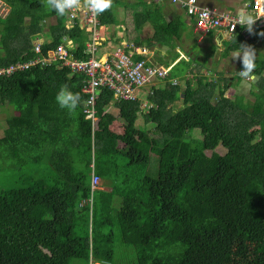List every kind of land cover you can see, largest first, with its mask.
I'll use <instances>...</instances> for the list:
<instances>
[{
	"label": "trees",
	"instance_id": "obj_1",
	"mask_svg": "<svg viewBox=\"0 0 264 264\" xmlns=\"http://www.w3.org/2000/svg\"><path fill=\"white\" fill-rule=\"evenodd\" d=\"M3 1L10 14L0 18V68L32 59L39 38L50 39L44 57L71 39L86 59L83 32L65 25L67 12L56 15L45 0ZM145 18L157 44L179 38L180 27L156 11ZM243 30L229 52L249 45ZM255 65L254 98L241 103L226 96L233 79L220 74L216 82L190 78L182 92L160 86L149 109L119 105L102 89L94 132L84 75L52 62L0 77V108L14 111L0 159L18 174L0 189V264H264V53ZM177 68L165 80L178 77ZM62 85L81 96L73 114L55 103ZM117 118L121 135L111 130ZM25 166L38 176H25Z\"/></svg>",
	"mask_w": 264,
	"mask_h": 264
},
{
	"label": "built area",
	"instance_id": "obj_2",
	"mask_svg": "<svg viewBox=\"0 0 264 264\" xmlns=\"http://www.w3.org/2000/svg\"><path fill=\"white\" fill-rule=\"evenodd\" d=\"M170 2L180 6L195 21L194 31L199 37L220 30L226 31L231 36L241 27L235 23V15L203 6L198 0H170ZM247 8L253 15L261 13L262 16L253 25L255 33L264 31V12H261L264 3L252 0ZM205 9L210 13L207 18L201 15ZM9 14L10 8L3 0H0V18L4 19ZM67 15L71 26L88 30L90 42L83 50L86 59L77 58L65 44L58 45L55 50L48 52L49 57H44L42 56L43 43H39L40 39H38L33 49L36 56L28 61H15L9 67L0 68V77L26 72L37 66H49L52 62L68 68L73 74L84 75L82 92L87 96L84 112L87 115L86 118L92 121L94 132L99 120L96 102L102 89H108L113 93L115 103L136 102L139 101L140 90L153 85L156 81L165 80L173 67L159 65L155 62L152 53L141 54L131 44L116 46L111 52L100 55L99 47L103 30L100 16L92 15L86 7L85 0H79V7L68 10ZM139 55L141 58L136 57ZM251 78L250 75L246 80L249 81ZM172 84L178 85V82L174 80ZM142 107L149 108L147 104ZM91 177L92 188H98L100 179L94 172Z\"/></svg>",
	"mask_w": 264,
	"mask_h": 264
},
{
	"label": "crops",
	"instance_id": "obj_3",
	"mask_svg": "<svg viewBox=\"0 0 264 264\" xmlns=\"http://www.w3.org/2000/svg\"><path fill=\"white\" fill-rule=\"evenodd\" d=\"M198 1L203 6L222 12H229L233 15H235L238 8L245 6L247 8V5L252 2L251 0ZM155 11L156 14L158 13V16H163L166 22H172L177 27H180L179 38L173 37L177 44L173 46V49L159 45L153 40V25L150 19L145 18V15L152 14ZM103 15H108L109 21H106L107 24H102L100 20L103 29L101 45L99 47L100 55L111 52L116 46L131 44L134 49L141 54L152 53L155 62L163 67L172 66L173 69L178 67V77L170 78L163 82L156 81L153 85L147 86L139 91L138 102L141 103V106L147 104L150 108L148 99L150 95L149 93L165 84L171 85L174 80L178 82L177 86L181 87L182 92L185 90L186 81L196 76L207 78L204 76L206 72L214 71L218 76V74L224 75L221 71L229 74L241 70L240 60L238 58L235 60L232 59V52H229L226 46V44L233 40L235 33L230 36L226 31L220 30L212 32L207 36H197L194 31L195 21L189 17L180 6L171 4L170 0H112V7L99 14L100 17ZM120 15L123 16V22L115 20V16L118 17ZM125 21L129 22L126 23ZM50 23L53 24L54 22L50 21ZM138 23L140 25H138ZM65 25L70 28L71 22L67 19ZM107 26L110 30H107L104 34V27ZM129 29L131 30L130 33L127 32ZM80 30L83 32L82 45L86 48V45L90 42L89 34L87 32L88 30L84 28H80ZM238 31L239 29L237 30V33ZM261 32L264 31L255 33V30L253 29V32L250 33L244 29L242 32L245 40L250 41L249 46L255 49L256 57L259 56L260 52L264 53V36L260 35ZM216 39L220 41L219 45L215 44ZM49 41V38H41L39 43L42 42L45 44V42ZM63 44H65L72 52H74L75 46L77 45L76 42L71 39H65ZM136 57L141 58L140 55L139 57ZM226 68L237 69H233L231 72ZM226 75L227 74L224 76L226 77ZM229 88H232V86L230 85ZM250 91L251 90H249V93ZM142 93L146 94L145 100L140 99V94ZM232 97H234V95ZM111 108L116 112L114 115L119 113V108L116 107L115 104Z\"/></svg>",
	"mask_w": 264,
	"mask_h": 264
},
{
	"label": "clouds",
	"instance_id": "obj_4",
	"mask_svg": "<svg viewBox=\"0 0 264 264\" xmlns=\"http://www.w3.org/2000/svg\"><path fill=\"white\" fill-rule=\"evenodd\" d=\"M257 2L264 3V0H257ZM85 4L93 16H98L112 7V0H85ZM45 7L55 12L58 16H64L68 10L79 7V0H45ZM261 12H264V8L261 9ZM209 14L207 9L201 13L205 18H207ZM261 17V13L253 15L247 10L246 6L240 7L235 12V23L251 33L253 31V25ZM260 35L264 36V32H261ZM215 44L219 45L220 41L216 39ZM231 58L234 60L238 58L240 60L241 70L238 71V74L241 78L247 79L250 75L252 76V72L256 66V52L253 47L239 43L238 49L232 52ZM55 103L59 108L66 110L69 114H73L81 104V96L79 93L72 91L67 85H62L55 94ZM150 107L152 106L150 105Z\"/></svg>",
	"mask_w": 264,
	"mask_h": 264
},
{
	"label": "rangeland",
	"instance_id": "obj_5",
	"mask_svg": "<svg viewBox=\"0 0 264 264\" xmlns=\"http://www.w3.org/2000/svg\"><path fill=\"white\" fill-rule=\"evenodd\" d=\"M115 20L116 21H121V22L124 21L122 15H120L118 17L115 16ZM49 21L54 22L53 19H49ZM125 22L128 23L129 21L128 22L125 21ZM107 30H110V28L108 26L104 27V34L106 33ZM119 32H120V30H119ZM127 32L130 33L131 30L129 29ZM120 42H122V41H120ZM66 43H67V41H66ZM175 45H177L176 42H172L170 48H173V46H175ZM259 56L262 57L263 56V52H260ZM226 69H228V70H230L232 72L233 69L236 70L237 68H233V69L226 68ZM221 73H223L224 75L227 74L226 77L228 79H232L233 78L232 82L229 84V86L231 85L232 88H230L227 91V93H226L227 97H230L232 95H234V97L241 96V97L237 98L239 103L243 102V100H244L243 96L244 95L248 96L249 98L250 97L254 98L252 93H249V90H251L253 88V80L255 78L253 76V73H252V78L249 81L246 80V79L241 78L239 76V74H238V71L236 73L232 72V73H229V74L228 73H224V72L221 71ZM204 76H206L209 81L216 82L217 79H218L217 78V74L214 71L213 72H208V73L206 72ZM232 90H233V92H232ZM253 93H255V92L253 91ZM140 99L145 100L146 99V94H143V93L140 94ZM112 109L113 108L110 109L111 113L115 114L116 113L115 110H112ZM12 115H14V111H13L12 108H10V107L0 108V143L5 142L7 137H8V135L10 134L9 125L11 123H10V120H8V119L11 118ZM114 116L118 117V113H117V115H114ZM141 119H142V117L139 116V121ZM137 126H138V122H137ZM152 126L151 125H147L146 127H144V130L145 129L149 130V129L152 128ZM111 128H112V131H114L115 133L121 135L123 133V131H124V123H122L120 121V118H117L116 122H114V124L112 125ZM194 136L200 137V135L198 136V135H195V134H194ZM218 151H220L221 153L225 152V150L222 147H220L218 149ZM152 160L153 161L151 163V166L149 167V175L150 176H154L155 169H156V166H157L156 163H154V162H156V159L154 157H152ZM46 165H47L46 163H42L41 166H39L38 168H42V167H44ZM29 172H30V175L35 174V176H38L35 168L34 169H32V168L29 169V166H25V168L23 169L24 175L27 176ZM25 176H23V178ZM17 179H18V174L15 171V169L12 168V163L6 161L5 159H2V160L0 159V189H10V188H12L15 185ZM20 181H21V179L19 180V182Z\"/></svg>",
	"mask_w": 264,
	"mask_h": 264
}]
</instances>
